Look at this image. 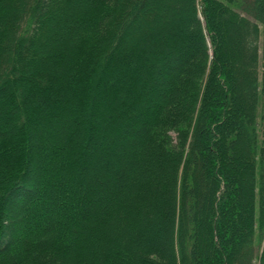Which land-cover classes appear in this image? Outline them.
<instances>
[{
  "label": "trees",
  "instance_id": "obj_1",
  "mask_svg": "<svg viewBox=\"0 0 264 264\" xmlns=\"http://www.w3.org/2000/svg\"><path fill=\"white\" fill-rule=\"evenodd\" d=\"M3 127L0 264H264V0H0Z\"/></svg>",
  "mask_w": 264,
  "mask_h": 264
},
{
  "label": "rangeland",
  "instance_id": "obj_2",
  "mask_svg": "<svg viewBox=\"0 0 264 264\" xmlns=\"http://www.w3.org/2000/svg\"><path fill=\"white\" fill-rule=\"evenodd\" d=\"M7 133V129L6 127H3L2 128V132H0V138L3 134H6ZM228 138H229V144L234 146V145H237L240 143V140H241V137L237 134V135H234L232 133H228ZM42 147V149L46 148L45 145L43 146V144L40 145ZM48 150V149H47ZM47 150H43L44 152L47 151ZM45 163V162H44ZM43 162H41V160L39 161V166L40 167H43L45 164ZM139 178L138 177H134V180H138ZM138 182V181H137ZM138 187V186H137ZM123 197H125V194L123 195ZM190 223H192V220H190ZM166 228V227H165ZM190 233V232H189ZM187 238H191L190 235L188 234ZM193 248H195V245H193ZM159 249V248H157ZM193 256H194V251L191 252V256L189 257L190 258V262L191 264L194 263V260H193Z\"/></svg>",
  "mask_w": 264,
  "mask_h": 264
}]
</instances>
